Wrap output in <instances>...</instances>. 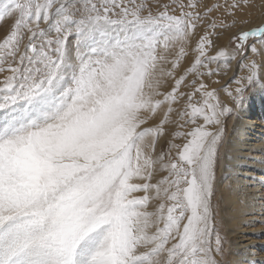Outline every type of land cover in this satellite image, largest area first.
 I'll use <instances>...</instances> for the list:
<instances>
[{
    "label": "snow or ice",
    "instance_id": "1",
    "mask_svg": "<svg viewBox=\"0 0 264 264\" xmlns=\"http://www.w3.org/2000/svg\"><path fill=\"white\" fill-rule=\"evenodd\" d=\"M253 6L0 2V264H257L229 233L264 220V181L226 156L264 92Z\"/></svg>",
    "mask_w": 264,
    "mask_h": 264
},
{
    "label": "bare ground",
    "instance_id": "2",
    "mask_svg": "<svg viewBox=\"0 0 264 264\" xmlns=\"http://www.w3.org/2000/svg\"><path fill=\"white\" fill-rule=\"evenodd\" d=\"M253 4L254 6L250 9L253 14L251 18L258 21L261 11H264L262 8L264 0H253ZM226 42L227 36L220 41L222 44ZM226 129V156L233 159L243 158L246 161L241 175L251 178L253 192H255L264 181V168H261L258 163L264 159V92L255 91L250 94L244 107L226 119ZM239 219L251 226H239L238 223L231 225L229 239L232 241V251L236 252L247 246L251 248V258L257 264H261L264 261V220L259 216L254 220L247 217ZM228 259L235 261L238 257L229 256Z\"/></svg>",
    "mask_w": 264,
    "mask_h": 264
},
{
    "label": "rangeland",
    "instance_id": "3",
    "mask_svg": "<svg viewBox=\"0 0 264 264\" xmlns=\"http://www.w3.org/2000/svg\"><path fill=\"white\" fill-rule=\"evenodd\" d=\"M0 2H2V0H0ZM7 26H8V23L7 22L3 23V25L0 26V35L3 34V31H4V29L7 28Z\"/></svg>",
    "mask_w": 264,
    "mask_h": 264
}]
</instances>
